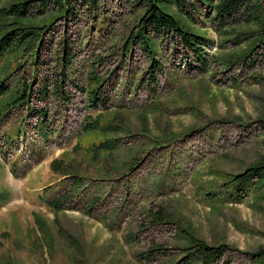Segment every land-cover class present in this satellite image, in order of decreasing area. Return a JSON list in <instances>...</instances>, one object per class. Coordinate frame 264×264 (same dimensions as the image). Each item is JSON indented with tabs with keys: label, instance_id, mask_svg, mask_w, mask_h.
Here are the masks:
<instances>
[{
	"label": "rangeland",
	"instance_id": "rangeland-1",
	"mask_svg": "<svg viewBox=\"0 0 264 264\" xmlns=\"http://www.w3.org/2000/svg\"><path fill=\"white\" fill-rule=\"evenodd\" d=\"M141 7L78 6L6 80L31 91L0 116V264H173L200 241L230 246L215 264H255L264 251V172L241 175L264 163V44L238 61L250 47L234 43L257 26L211 14L193 24L170 6L206 50L197 58L178 37L153 36L154 81L144 40L127 50ZM53 9L33 3L35 23ZM54 159L85 178L54 172ZM65 194L60 210L49 204Z\"/></svg>",
	"mask_w": 264,
	"mask_h": 264
},
{
	"label": "trees",
	"instance_id": "trees-1",
	"mask_svg": "<svg viewBox=\"0 0 264 264\" xmlns=\"http://www.w3.org/2000/svg\"><path fill=\"white\" fill-rule=\"evenodd\" d=\"M138 2L142 4L141 12L138 15L139 23L133 28L127 40V44H129L127 50L131 49L132 44L138 38L144 40L145 48L152 55L150 72L154 73L152 76L154 81L157 79L155 73L160 64L159 60L154 57L155 45L152 40L155 38L153 39V36L178 37V44L196 54L197 58H202L203 52L206 50L205 35L192 29L181 17L169 10L170 6L174 5L178 13L193 24L201 19V14H211L209 17L222 27L231 24L254 23L257 26L255 30L246 31V33L239 31L235 40L233 39L237 45L246 41L250 47L243 55H238V61L246 60L254 50L264 44V0H138ZM33 3L43 7L53 4L54 9L48 13L49 16H53V21L36 24L37 17L31 12ZM100 3L101 0H0V116H7L11 108L28 102L31 88L18 85L11 87V85H5V82L21 68L24 58L38 53L44 40V34L48 28L53 26V22L59 18H64L65 21L72 20L77 14L78 6L97 7ZM73 53L74 51L66 41L64 54L60 61L64 70L71 65L74 58ZM235 61L227 63L232 67ZM3 62H5L4 66ZM93 78L96 82V89L92 91L91 100L96 106L100 100L103 81L97 80V76ZM40 92L43 96L48 93L47 89L43 87ZM58 92L60 91L58 90ZM41 116H45V113ZM42 121L43 119H41ZM88 128H95L94 123L90 121L86 125V129ZM112 129L109 128V130ZM43 135L47 136L48 134L45 131ZM102 147H111L110 142H103L96 146V148ZM51 166L56 173L73 176L75 183L76 177L80 180L85 178L72 174V170L62 160L54 159ZM263 172L264 163H261L247 168L241 175L247 174L252 179L255 176L259 177ZM69 195L65 194L61 199L51 201L49 204L56 210H60L62 202L67 200ZM229 249L230 246L227 244L213 246L200 241L184 247V255L173 264H215ZM253 257L255 258L253 263L264 264V251L260 250L258 254H253Z\"/></svg>",
	"mask_w": 264,
	"mask_h": 264
}]
</instances>
